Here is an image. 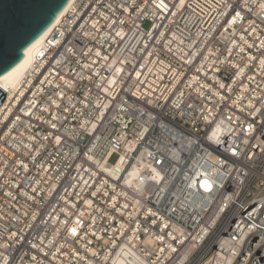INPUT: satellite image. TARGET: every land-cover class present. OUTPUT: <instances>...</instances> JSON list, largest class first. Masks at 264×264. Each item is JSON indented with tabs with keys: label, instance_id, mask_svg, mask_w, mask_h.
Instances as JSON below:
<instances>
[{
	"label": "built area",
	"instance_id": "built-area-1",
	"mask_svg": "<svg viewBox=\"0 0 264 264\" xmlns=\"http://www.w3.org/2000/svg\"><path fill=\"white\" fill-rule=\"evenodd\" d=\"M4 90L0 264H264V0H73Z\"/></svg>",
	"mask_w": 264,
	"mask_h": 264
},
{
	"label": "water",
	"instance_id": "water-1",
	"mask_svg": "<svg viewBox=\"0 0 264 264\" xmlns=\"http://www.w3.org/2000/svg\"><path fill=\"white\" fill-rule=\"evenodd\" d=\"M71 0H0V77L25 58ZM6 91L0 87V104Z\"/></svg>",
	"mask_w": 264,
	"mask_h": 264
},
{
	"label": "bare ground",
	"instance_id": "bare-ground-1",
	"mask_svg": "<svg viewBox=\"0 0 264 264\" xmlns=\"http://www.w3.org/2000/svg\"><path fill=\"white\" fill-rule=\"evenodd\" d=\"M72 1L73 0H71V2ZM66 9L58 16L56 21H59L61 19ZM51 28L52 26L41 37H39L32 45H30L26 49L25 51L26 56L21 63H19L11 71H9L8 73L0 77V87L2 89H10V88L15 89L18 86L22 78L25 76L26 72L32 67L35 55L37 51L39 50L40 46L43 44L46 36L51 31ZM139 161H140V164H142L143 167H145V161H143L141 158H139ZM140 168L141 167H139V163H136L132 167L130 174H129L130 180L138 177V175L141 172ZM117 264H121V263L117 262Z\"/></svg>",
	"mask_w": 264,
	"mask_h": 264
},
{
	"label": "snow or ice",
	"instance_id": "snow-or-ice-1",
	"mask_svg": "<svg viewBox=\"0 0 264 264\" xmlns=\"http://www.w3.org/2000/svg\"><path fill=\"white\" fill-rule=\"evenodd\" d=\"M211 188H212V185L211 184H207V182H206V190H209L210 191ZM73 232H75V229H73Z\"/></svg>",
	"mask_w": 264,
	"mask_h": 264
},
{
	"label": "rangeland",
	"instance_id": "rangeland-1",
	"mask_svg": "<svg viewBox=\"0 0 264 264\" xmlns=\"http://www.w3.org/2000/svg\"><path fill=\"white\" fill-rule=\"evenodd\" d=\"M148 25H149V23H146V24H145L146 27H148ZM115 158H116V157H114V158L112 159V161H114Z\"/></svg>",
	"mask_w": 264,
	"mask_h": 264
}]
</instances>
